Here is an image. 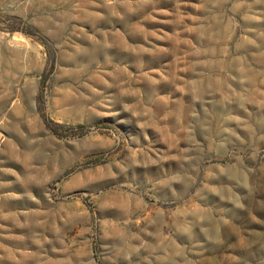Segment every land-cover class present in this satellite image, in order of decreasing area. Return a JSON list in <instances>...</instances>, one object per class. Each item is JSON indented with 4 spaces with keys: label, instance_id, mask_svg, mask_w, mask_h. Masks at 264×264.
<instances>
[{
    "label": "rangeland",
    "instance_id": "1",
    "mask_svg": "<svg viewBox=\"0 0 264 264\" xmlns=\"http://www.w3.org/2000/svg\"><path fill=\"white\" fill-rule=\"evenodd\" d=\"M0 264H264V0H0Z\"/></svg>",
    "mask_w": 264,
    "mask_h": 264
}]
</instances>
